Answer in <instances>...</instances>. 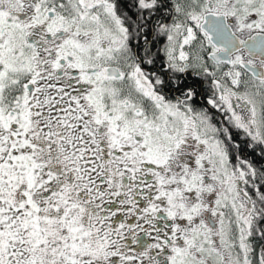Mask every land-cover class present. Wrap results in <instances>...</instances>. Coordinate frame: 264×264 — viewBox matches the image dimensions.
<instances>
[{
  "label": "snow or ice",
  "instance_id": "1",
  "mask_svg": "<svg viewBox=\"0 0 264 264\" xmlns=\"http://www.w3.org/2000/svg\"><path fill=\"white\" fill-rule=\"evenodd\" d=\"M0 264H264V0H0Z\"/></svg>",
  "mask_w": 264,
  "mask_h": 264
}]
</instances>
